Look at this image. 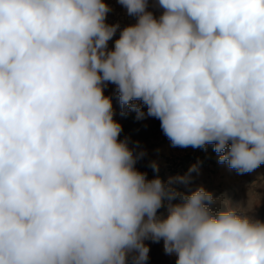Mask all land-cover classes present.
I'll list each match as a JSON object with an SVG mask.
<instances>
[{
	"label": "clouds",
	"instance_id": "clouds-1",
	"mask_svg": "<svg viewBox=\"0 0 264 264\" xmlns=\"http://www.w3.org/2000/svg\"><path fill=\"white\" fill-rule=\"evenodd\" d=\"M118 2L137 22L108 50L119 25L105 0H0V264H128L133 252L145 264L146 239L175 264H264L251 196L244 209L172 187L187 174L148 179L104 95L115 84L122 109L140 118L141 101L173 146L213 144L218 163L254 171L264 0H158V18L147 0Z\"/></svg>",
	"mask_w": 264,
	"mask_h": 264
},
{
	"label": "rangeland",
	"instance_id": "rangeland-1",
	"mask_svg": "<svg viewBox=\"0 0 264 264\" xmlns=\"http://www.w3.org/2000/svg\"><path fill=\"white\" fill-rule=\"evenodd\" d=\"M105 3L111 9L107 14L106 23L119 25L115 35L108 42V50H112L115 40L119 38L120 31L128 25L135 24L137 17L129 15L118 0H105ZM147 11L152 12L158 18L163 9L159 6L158 0H147ZM104 95L111 97L113 118L122 125L120 139L127 138L129 146L134 148L136 153H144L141 158L137 159L135 167L137 170L145 172L148 179L159 176L162 181L167 183L170 177L187 174L189 176L188 183H174L172 187L181 193L190 194L203 186L213 194L214 198L223 194L231 200L233 206L241 205L244 209H247L249 194L257 205L248 214L254 219L264 221V178L257 179L264 176V164L252 172L241 175L234 169H230L227 163H218V154L214 152L213 144H208L206 149L173 146L163 133L159 119L148 116L147 106L143 105L141 101H134V103L141 104V110L144 113L142 117L138 118L135 110L125 111L122 109L115 84L106 82ZM153 162L158 166V171L150 166ZM192 165H198V170L189 173ZM254 181L256 184L251 186ZM166 214V207H162L157 213V215ZM144 243L150 249L145 264H175V255L165 254L163 240L156 243L146 239ZM134 255V252L129 255L128 264H133L132 257Z\"/></svg>",
	"mask_w": 264,
	"mask_h": 264
}]
</instances>
